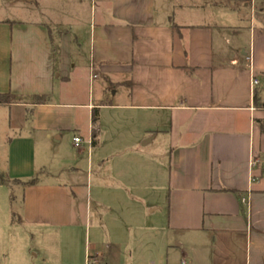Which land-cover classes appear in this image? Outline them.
<instances>
[{"label": "crops", "instance_id": "crops-1", "mask_svg": "<svg viewBox=\"0 0 264 264\" xmlns=\"http://www.w3.org/2000/svg\"><path fill=\"white\" fill-rule=\"evenodd\" d=\"M68 1L90 5L89 19H0V93L47 97L3 106L9 125L18 111L28 129L10 138L0 170L23 190L19 224L40 238L87 231L88 264H264V109L254 104L255 92L264 103V0L197 12L211 0H187L182 14L176 0ZM72 82H88L87 98L61 89ZM162 136L166 160L146 152ZM65 137L69 151L49 148ZM54 152L66 178H34ZM94 186L110 195L98 192L107 212L90 236L76 191Z\"/></svg>", "mask_w": 264, "mask_h": 264}, {"label": "rangeland", "instance_id": "rangeland-1", "mask_svg": "<svg viewBox=\"0 0 264 264\" xmlns=\"http://www.w3.org/2000/svg\"><path fill=\"white\" fill-rule=\"evenodd\" d=\"M179 4L178 12H186L189 3L187 0H176ZM236 3H239L236 1ZM13 5L5 4L0 1V19H9L12 21H35L43 22V16L45 11L59 14L60 12H66L67 14L76 11L79 21H86L90 17V5L84 3L81 7L79 4L72 5L68 0H32V1H14ZM188 4V5H187ZM215 1H207L205 3L195 2V12L201 11L202 6H206L207 10L214 9ZM187 5V6H186ZM198 5H202L198 7ZM63 8V9H62ZM87 51V49H84ZM61 84V83H60ZM59 87V84H58ZM61 89H65L72 94L76 91H80L79 96L83 94L87 98L89 92L88 82L86 84H78L72 82L71 84L65 83L61 85ZM74 96V95H73ZM32 97H20V101H31ZM56 98H54V101ZM62 101H74L73 98L62 96ZM17 112L13 114V121L9 125L11 111L8 107L0 106V170L4 168V160L6 158V147L10 138H14L19 134H27L28 129L21 127L18 119ZM162 142L160 144H154L147 146L146 152L154 155L160 159L166 160L169 153L168 139L166 137H160ZM72 143V139L64 138L62 142L51 141V147L53 145H59L69 151V146ZM41 151L40 147H37V153ZM57 153L49 154V163L47 169L40 171L38 169L36 176L42 181H63L66 177L58 175L57 171ZM96 168V164L94 165ZM111 167V165H110ZM40 168V167H39ZM86 177V175H85ZM89 191V192H88ZM98 192H102L106 197L107 195L101 191L100 188L87 189L84 187L79 193L76 191L78 199H76L77 206L81 204L82 209H77V219L87 221V228L91 233H94L95 229H98L99 216L106 215V209H99L96 207L95 202ZM22 195L23 190L20 187H16L13 184L0 185V264H88L90 255L93 256L95 242L91 238L87 240V231L83 237L75 235V238H67L64 234L59 238L39 237L35 230L26 225L19 224V215H21L22 208ZM138 195V194H136ZM12 197H15L12 201ZM84 198V201H82ZM87 199H92V208L89 205V214L86 215ZM81 200V201H80ZM82 202V203H81ZM81 210L80 214L78 213ZM100 211V213H99ZM92 212V214L90 213ZM158 216V213L157 215ZM91 225V226H90ZM91 227V228H90ZM85 230V229H84ZM87 230V229H86ZM103 233V232H102ZM101 233V234H102ZM104 234V233H103ZM102 236V235H101ZM105 236V235H104ZM80 238V239H79ZM173 245H176L174 243ZM34 252L39 254L36 258L33 256ZM92 252V253H91ZM40 254H43L41 256ZM44 259V261H43ZM92 264V259L90 263Z\"/></svg>", "mask_w": 264, "mask_h": 264}, {"label": "trees", "instance_id": "trees-1", "mask_svg": "<svg viewBox=\"0 0 264 264\" xmlns=\"http://www.w3.org/2000/svg\"><path fill=\"white\" fill-rule=\"evenodd\" d=\"M54 51L57 52V48L54 47ZM20 98L11 94V93H0V106H10L12 104L17 103V100ZM32 99L35 101L36 104H45L47 102V97L46 96H35L32 97ZM254 104L257 108L264 109V103L261 102L259 99L257 92H255V97H254ZM259 127L264 133V121H258ZM99 135H100V115H99V110L95 109L93 112V117H92V146H96L99 140ZM9 184L11 185V180L9 179L8 176L4 174H0V185H6ZM13 201V197H12Z\"/></svg>", "mask_w": 264, "mask_h": 264}, {"label": "built area", "instance_id": "built-area-1", "mask_svg": "<svg viewBox=\"0 0 264 264\" xmlns=\"http://www.w3.org/2000/svg\"><path fill=\"white\" fill-rule=\"evenodd\" d=\"M96 77L97 76H95V78ZM254 85H258V81L257 80L254 82ZM74 143H75L76 147H80L82 145V143H83V140L80 137H76V138H74ZM254 165H255V163L252 164V166H254ZM243 202L245 203V200H243Z\"/></svg>", "mask_w": 264, "mask_h": 264}, {"label": "water", "instance_id": "water-1", "mask_svg": "<svg viewBox=\"0 0 264 264\" xmlns=\"http://www.w3.org/2000/svg\"><path fill=\"white\" fill-rule=\"evenodd\" d=\"M17 1H31V0H17Z\"/></svg>", "mask_w": 264, "mask_h": 264}]
</instances>
